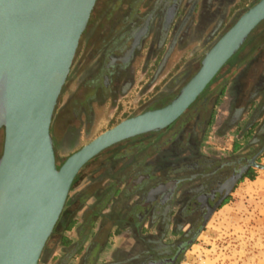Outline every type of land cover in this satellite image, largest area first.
<instances>
[{
    "label": "water",
    "instance_id": "1",
    "mask_svg": "<svg viewBox=\"0 0 264 264\" xmlns=\"http://www.w3.org/2000/svg\"><path fill=\"white\" fill-rule=\"evenodd\" d=\"M97 1L0 0V264H38L80 171L115 145L171 127L264 22V0H258L204 52L198 70L168 104L120 121L57 165L53 116ZM263 151L242 162L264 170L257 164ZM243 174L221 187L224 194L205 223ZM169 185L149 189L146 206Z\"/></svg>",
    "mask_w": 264,
    "mask_h": 264
},
{
    "label": "rangeland",
    "instance_id": "2",
    "mask_svg": "<svg viewBox=\"0 0 264 264\" xmlns=\"http://www.w3.org/2000/svg\"><path fill=\"white\" fill-rule=\"evenodd\" d=\"M133 1L135 0H98L95 5L92 18H90L91 22L88 23L80 39L68 80L58 100L53 116L51 135L56 146L55 155L57 165H60L70 154L79 150L95 136L110 129L125 118L140 114L147 109L158 108L172 100L180 88L198 70L204 52L233 24L243 11L255 4L258 0H234L231 2V6L225 4V1L221 3L219 1L218 3L220 5L218 6L214 2L213 5L218 7L216 18L218 17L220 20L225 18L226 21H221L222 25L219 22V24L215 23L216 25L212 24L210 26V28L216 27V29L210 33L212 37L210 44L202 48V52L204 51L200 55L202 57H199L195 62H187L184 65V71L181 69L172 79L169 77L170 79L168 78L166 80V86L164 88L160 86L162 89L161 93L154 94L155 96L152 98L150 94H146V98L139 103L135 101L137 98L135 97L136 95L133 98L117 96V101L112 102L110 93H108L109 91L106 92L100 88L97 94L93 95L94 99L88 98L86 100L85 97L90 96L91 94L89 93L93 90L91 88L90 75L98 66L100 57L98 54L112 39L113 28L117 27L116 24H121L122 18L128 13V7ZM238 3L240 9L233 15H228V17V11L232 10L234 6L235 10ZM112 8H115L114 18H112L111 14L113 13ZM142 9H145V7ZM208 16L206 14L205 20ZM211 16L213 17V15ZM224 22L226 23L224 24ZM98 25L99 27H97ZM218 26L219 28H217ZM259 50H262V56L264 58V22L252 32L242 50L228 61L224 66L226 68H223L226 70L245 54L251 55ZM138 61L141 64L142 62L148 61V59H143L142 56ZM175 61L176 59H173L170 63L166 64V69L162 73L163 75L171 69ZM136 77L134 73H131L130 78L133 80L132 84L137 81ZM215 78L212 80V83L217 82ZM212 83L206 87L202 95L190 106L189 111L171 126L172 128L159 132L158 136L160 135L166 138L177 133L183 139L193 128H195L194 131L201 129L202 125L195 126L193 121L208 120L209 111H205V107H202V102L205 97L210 95V90L213 87ZM235 85L229 87V100L235 94ZM144 87L145 85L142 86V89ZM117 102L120 103L118 104V110L115 109ZM212 102L211 100L210 103ZM66 129L69 132L74 133L78 131V133L76 132L75 135H67L64 140H61V131ZM151 137L154 138L155 136H146L124 142L104 151L92 159L78 174L69 197L71 198L77 195L80 187L84 184L96 183L97 181L100 184H105L112 180V178L115 180L116 176L113 172L118 170L122 173L126 169L125 167L131 163V159L129 160V157H127L129 148L135 143ZM2 145L3 131L0 130V155ZM263 145L264 131L263 135L255 140L251 139V141L242 143V150L238 155L239 157L231 156V151H228L226 152L227 154H224L226 157L221 158L222 160L211 161L216 163L215 166L221 161H223L221 162L223 166L231 165L227 161H231L233 158L236 159L233 161L234 163L239 159L248 161L250 158L245 157H250L258 149H262ZM116 155L123 157L114 160V156ZM179 156L180 158L185 157L184 155ZM257 164L264 168V151L257 158ZM253 171L255 176L254 181L237 182L234 186V192L229 197L228 206L211 214L205 223V227L199 229L198 235L192 243V247H188L181 257L179 264L186 262L190 264H264V170L253 169ZM68 210L69 206L65 205L63 210L64 214H67ZM168 236L173 235L169 232ZM144 249L143 245H137L127 250L116 251L114 259L115 261L129 262L133 258L141 255ZM51 250L59 255V240L55 237L46 244L38 264L47 261Z\"/></svg>",
    "mask_w": 264,
    "mask_h": 264
},
{
    "label": "crops",
    "instance_id": "3",
    "mask_svg": "<svg viewBox=\"0 0 264 264\" xmlns=\"http://www.w3.org/2000/svg\"><path fill=\"white\" fill-rule=\"evenodd\" d=\"M222 1L231 6V2L234 0ZM239 3L235 10L234 6L232 10L228 11L227 16L233 15L240 9ZM214 6L211 5L207 11L206 14L209 16L206 20L205 11L202 19L199 18L201 11H196L189 31H177L179 34L176 40L171 41L169 38L159 48L157 45H153L151 49H148L150 44L147 45V50L143 52L142 56L148 61L140 64L137 59L133 63L131 73L137 76V81L134 82L124 98H133L136 95L135 101L139 103L146 98V94H150L151 98L154 97L157 93L162 92L160 86L164 88L169 77L172 79L181 69L184 71V65L187 62L192 63L199 59L204 52H202V48L212 41L210 33L216 27L210 28V26L215 23L219 24V22L221 24V21L225 20V18L223 20L216 18L218 13L216 6L218 5L215 6L216 8ZM112 12V18H114L115 8H112ZM129 14L130 12L122 18L121 24H116L117 27L113 28V36L119 34L127 26L125 22ZM173 59L176 61L172 64L171 69L163 75L166 64ZM159 65L161 66L159 67ZM236 74V63L226 70L224 69L217 82L213 84L210 95L203 99L202 107H205V111H209L208 120L193 121L195 126L202 125V130L194 131L195 128H193L183 139L177 133L171 137H164L165 139L160 135L158 136L159 133H155L125 141L155 136L144 141L141 140L129 148L127 157L129 160L131 159V163L125 167L126 169L122 173L118 170L113 172L116 176L115 180L112 178L105 184H100L97 181L80 187L77 195L85 192L89 193V198L74 207V227L63 234L70 246L65 248L59 245V255L52 249L47 261L42 264H123V261H115L116 251L143 245L144 253L147 251L145 245L148 242L153 245L155 241L160 239L164 242L175 239L177 236L174 228V225L177 224L175 220L168 219V229L163 235L159 227V217L150 219V216H146L152 204V202L148 206L145 204L147 191L161 182L163 178L169 177L171 174L170 167L176 158L175 155L178 157L184 155L192 159L201 158L205 160V163L215 166L216 163L213 161L222 160L221 158H225L224 154H227L228 151H231V156L239 157L242 143L253 140L260 125L264 123V121L253 118V109L250 106L242 109V106L236 104L234 95L229 100V87L236 84ZM144 85L145 87L142 89ZM89 94L91 95L85 99H94L93 90ZM211 100L212 103H210ZM118 104L120 103L117 102L116 110L119 108ZM67 130L61 131V140H64L67 135L78 133V131L72 133ZM119 157L122 158L123 156L116 155L114 160ZM221 162L218 164L220 165ZM142 177L145 179L144 182L141 184L136 182ZM247 180L241 181L240 179L238 182L242 183ZM232 192H234V187L216 211L228 206ZM224 202L226 204L223 205ZM188 222H182L184 228H187ZM169 232L173 236H168Z\"/></svg>",
    "mask_w": 264,
    "mask_h": 264
},
{
    "label": "flooded vegetation",
    "instance_id": "4",
    "mask_svg": "<svg viewBox=\"0 0 264 264\" xmlns=\"http://www.w3.org/2000/svg\"><path fill=\"white\" fill-rule=\"evenodd\" d=\"M219 1L222 2V0L133 1L128 7L130 14L125 22L127 26L119 34L114 35L98 54L100 56L98 66L90 75L93 94L96 95L101 88L106 92L109 91L112 102L117 101V96L124 97L133 85V80L130 78L132 65L136 59L142 57L143 52L147 50V45L150 44L148 49H151L153 45L159 48L169 38L171 41L176 40L179 31H189L196 11H201L199 18L202 19L204 11L206 16L211 5L214 2L220 5ZM144 7L145 9H142ZM90 21L91 19L89 23ZM262 55V50H259L251 55L245 54L237 60L234 94L236 104L241 105L242 109L250 106L253 109V118L259 121H264V58ZM263 131L264 123L260 125L253 140L262 136ZM260 150L245 158L251 159ZM175 157L170 167L169 177L163 178L156 184L170 182V185L166 190L163 189L154 194L157 197L153 199L146 216H150V219L159 217V227L163 235L168 229V219L175 220L177 224L174 228L177 236L169 242L160 239L153 245L146 243L147 251L142 253L143 255L123 264H147L153 260H167L172 261L173 264H179L181 257L197 237L199 229L204 227L208 209L215 205L224 194V191L220 193L221 187L233 175L241 174L242 171L247 173L251 169L246 167V162H242V159L237 160L235 166L233 162L235 158L227 161L231 165L212 166L201 158H180L178 155ZM144 181L142 177L136 182L141 184ZM66 221L67 219H64L61 225L63 226ZM187 221L189 225L184 228L182 222ZM64 233L60 235L63 237Z\"/></svg>",
    "mask_w": 264,
    "mask_h": 264
},
{
    "label": "trees",
    "instance_id": "5",
    "mask_svg": "<svg viewBox=\"0 0 264 264\" xmlns=\"http://www.w3.org/2000/svg\"><path fill=\"white\" fill-rule=\"evenodd\" d=\"M246 44V42H245ZM244 44V46H245ZM243 46V47H244ZM225 68V67H224ZM224 68H222V70L219 72V74L216 76V80L219 79V77L221 76ZM193 76V75H192ZM191 76V77H192ZM190 77V78H191ZM189 78V79H190ZM213 82V81H212ZM211 82V83H212ZM214 84V83H212ZM175 97V96H174ZM173 97V98H174ZM172 98V99H173ZM171 101V100H170ZM169 101V102H170ZM169 102H166L164 105L168 104ZM164 105L158 107V108H161L163 107ZM192 108V107H191ZM190 109V108H189ZM148 110V109H147ZM189 111V110H188ZM170 128V127H169ZM167 130V129H166ZM77 178V177H76ZM244 179H248L249 181H254L255 179V176H254V171L253 169H250L247 173L243 174V176L241 177V181H243ZM76 180V179H75ZM75 182V181H74ZM74 185V183H73ZM73 187V186H72ZM89 198V193H85V192H82V194L80 195H74L73 197H68L67 199V202H66V205L69 206V210L67 212V214H64V211L62 212L55 228H54V231L51 235V237L49 238V240L47 241V243L52 239V238H57L59 240V245H61L62 247H65V248H68L70 246V243L68 240H66L64 237H62L60 234L63 233V232H67V231H70L72 230V228L74 227V221H73V211H74V207H77L79 204L83 203L84 201H86L87 199ZM226 204V202L223 203V205ZM222 205V206H223ZM94 214H97V213H94ZM64 219H67V221L64 223V225L62 226V221ZM46 243V244H47ZM46 246V245H45Z\"/></svg>",
    "mask_w": 264,
    "mask_h": 264
},
{
    "label": "built area",
    "instance_id": "6",
    "mask_svg": "<svg viewBox=\"0 0 264 264\" xmlns=\"http://www.w3.org/2000/svg\"><path fill=\"white\" fill-rule=\"evenodd\" d=\"M184 264H190V263L186 262V263H184ZM192 264H194V263H192Z\"/></svg>",
    "mask_w": 264,
    "mask_h": 264
}]
</instances>
